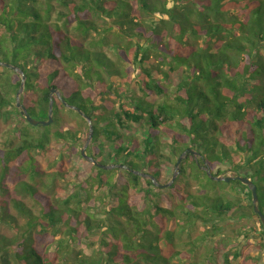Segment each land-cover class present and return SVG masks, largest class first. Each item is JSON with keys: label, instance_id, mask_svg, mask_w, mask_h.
I'll return each mask as SVG.
<instances>
[{"label": "trees", "instance_id": "1", "mask_svg": "<svg viewBox=\"0 0 264 264\" xmlns=\"http://www.w3.org/2000/svg\"><path fill=\"white\" fill-rule=\"evenodd\" d=\"M0 63V119L19 138L0 147V192L8 174L20 176L9 204L24 218L19 224L0 200V221L15 227L0 236V264H197L198 243L221 222L255 215L236 176L252 180L264 214V0H0ZM21 84L20 104L34 119H48L52 99L49 125L21 115ZM80 113L92 128L86 155L118 166L82 156L89 125ZM52 138L77 156L70 170L59 160L53 176L63 183L44 192L30 181ZM183 152L179 175L157 186ZM202 166L230 172L227 184L246 189V199ZM198 222L210 228L191 240ZM36 234L50 237V252L33 245ZM224 244L206 264L241 253ZM244 258L255 263L249 250Z\"/></svg>", "mask_w": 264, "mask_h": 264}, {"label": "rangeland", "instance_id": "2", "mask_svg": "<svg viewBox=\"0 0 264 264\" xmlns=\"http://www.w3.org/2000/svg\"><path fill=\"white\" fill-rule=\"evenodd\" d=\"M12 120L4 121L0 119V147H3V145L6 143L8 138H12L15 143L19 141L18 135L15 134L13 131V125ZM73 126L76 127L77 125L75 122H72ZM15 134V135H14ZM90 143V142H89ZM60 143L55 141V139H51L47 147L40 153L36 154L35 156V162L37 165V168L40 172L39 176L34 177L33 180H31V183L36 184L45 192L46 188H52L55 189L54 186H58L63 183L61 178H56L53 176L54 172L58 169L59 160L61 159L62 167L61 170H70L73 169V164L75 163V157L77 156V152L73 149H71L70 152H63L62 150H59ZM83 146V145H82ZM59 150V151H58ZM180 163H182L180 161ZM179 163V164H180ZM17 164L10 165L9 171L15 172L20 171L19 168H17ZM194 170V168H193ZM180 172V171H179ZM194 172V171H193ZM14 174V176L12 175ZM10 173L6 176L4 182L7 186L8 193L1 194L0 192V200L4 199L5 202L8 204V211L18 220L19 224H23L24 218L22 216H19L15 210L11 207L9 204V198L11 196H18L19 194H16L15 190V184L17 183V179L20 176H16L15 173ZM230 172H226L227 176H231ZM178 174H176L177 177ZM223 176V174H221ZM21 177L24 180H29L28 174H21ZM175 177V178H176ZM174 178V180H175ZM173 180V181H174ZM181 182V181H180ZM244 185V184H243ZM221 188H226L230 190V188H234V190H230L232 195L239 194L240 198L246 199V189L242 191L241 187H236L235 183L227 184L222 183ZM237 191V193L235 192ZM221 191V190H220ZM25 204H27L30 208H32L34 214L37 213L38 207L37 205L33 204V201L29 197H22ZM3 201H0L2 203ZM162 205H166L164 201L161 202ZM222 223V230L218 232L216 236L208 237L205 240L199 242L197 245V248L195 252L193 253L192 260H194L197 264H206V258H210L211 256L217 257L220 252H222V247H225L226 244L224 243H233L235 247H231V251H237L238 249L241 250V253L237 255L235 258L231 259L230 264H249L245 258V253L249 250L250 255L253 256L255 263L254 264H264V236L261 237L258 234V230H260V225L257 222L256 215H249V217L238 219L237 217L233 218H227ZM244 227L247 228V231L243 229ZM210 226L203 224V223H196L195 227L192 229L191 233V240H195V238L201 236L204 234L207 230H209ZM243 230V232H242ZM15 227L13 228L12 225H9L8 223H3L0 221V236H6L11 237L14 235ZM61 235V234H60ZM59 234L55 236V238H58L60 236ZM186 240H189L186 238ZM199 240V238H198ZM228 241V242H227ZM50 237L42 234V235H35L33 239V245L36 246L40 251L43 253L50 252L52 248H50ZM228 245V244H227ZM190 244L188 242L181 243L179 246L180 250H186L187 247H189ZM261 246V247H260ZM15 247V246H13ZM252 250V251H251ZM190 254H192V251H189ZM219 260V257L216 259ZM183 264V261L180 262ZM251 264V263H250Z\"/></svg>", "mask_w": 264, "mask_h": 264}, {"label": "water", "instance_id": "3", "mask_svg": "<svg viewBox=\"0 0 264 264\" xmlns=\"http://www.w3.org/2000/svg\"><path fill=\"white\" fill-rule=\"evenodd\" d=\"M3 64L5 66H7V67H10L12 70H14L15 72H17L18 74H20L21 75V82H23L24 75H23V73L18 68H16L15 66L10 65L8 63H3ZM22 89H23V85L21 84L20 87L18 88L17 92H16V103H15L16 104V107L17 108H20L21 115L32 126H37V125L47 126V125H49L52 122V113H51L52 112V99L49 100L48 119L47 120H37V119H34L28 113V111L24 107H22L21 104H20L19 97H20V94L22 92ZM56 95L59 96L58 92H56ZM70 108L74 109L77 112H80L77 107L70 106ZM80 114L87 120L88 125H89L88 137H87L85 143L83 144V146L80 148V152H81L82 156L86 160H88L89 162H91L92 164H94L95 166L100 167L102 169H109V168L118 166V165H114V164H102V163L98 162L96 159H94V158L86 155L85 150H86V147L89 144L90 139H91L92 128H91V122H90L89 117L88 116H85L82 113H80ZM185 152H183L178 157V159H177V161L175 163V168L173 170V173H172V176H171L170 180L167 183H165V184H159V183H156L155 182V184L157 186H160V187H168L173 182L174 178L176 177V174H178L179 171H180L178 165H179V163H180V161L182 159V156L185 154ZM188 152L189 153H192V154H195V152L192 149H188ZM201 168L206 172L207 176L211 180H214V181H225V182H228V181H230L231 179L234 178L232 176L214 175V174H212L210 172V170L206 166H202ZM136 173H138V172H136ZM139 174L142 175V176H146V174H144V173H139ZM148 177L151 178L152 180H154L152 176H148ZM235 178L237 180H239L242 184H244L247 187V189L251 192V196H252L251 200H252V205H253V212L260 219V221H261V223L263 225V228H264V214L258 208V198H257V193H256V186L253 184L252 180L250 178H248V177L236 176Z\"/></svg>", "mask_w": 264, "mask_h": 264}, {"label": "flooded vegetation", "instance_id": "4", "mask_svg": "<svg viewBox=\"0 0 264 264\" xmlns=\"http://www.w3.org/2000/svg\"><path fill=\"white\" fill-rule=\"evenodd\" d=\"M247 189V188H246ZM248 190V189H247ZM257 217V216H256Z\"/></svg>", "mask_w": 264, "mask_h": 264}]
</instances>
